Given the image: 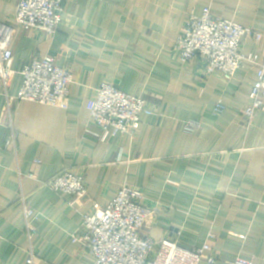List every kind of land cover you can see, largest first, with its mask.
<instances>
[{"label": "crops", "instance_id": "crops-1", "mask_svg": "<svg viewBox=\"0 0 264 264\" xmlns=\"http://www.w3.org/2000/svg\"><path fill=\"white\" fill-rule=\"evenodd\" d=\"M18 0H0V22L15 25ZM264 32V0H64L52 35L17 26L14 76L33 57L53 56L72 70L65 106L16 103V149L5 148L0 121V264H93L79 241L83 215L106 206L126 185L145 193L158 214L147 233L176 239L186 248L207 243L223 264L264 260V111L249 120L257 67L246 64L231 80L207 73L202 60L183 64L176 43L191 13L205 9ZM264 56V39L244 43ZM110 80L140 94L153 112L133 135L105 141L86 133L95 91ZM5 102L0 81V115ZM226 110L215 114L217 103ZM195 121L193 133L185 125ZM66 168L85 173L87 194L79 209L72 196L42 184ZM36 214L28 238L21 197ZM146 232V231H145ZM206 264V263H202Z\"/></svg>", "mask_w": 264, "mask_h": 264}, {"label": "built area", "instance_id": "built-area-1", "mask_svg": "<svg viewBox=\"0 0 264 264\" xmlns=\"http://www.w3.org/2000/svg\"><path fill=\"white\" fill-rule=\"evenodd\" d=\"M64 0H18L15 25L0 22V81L4 86L5 102L0 121L8 128L5 148L16 149L18 131L13 122L16 103L32 101L53 106H65L74 82L72 70L57 64L53 56L30 59L23 67V81L19 92L12 95L9 85L14 76L12 44L17 26L38 29L47 35L57 30L61 21ZM264 39V32L254 30L232 20L214 15L205 9L202 15L191 13L176 43L183 64L202 60L207 73L219 72L231 80L238 70L252 63L257 67V80L251 88V103L242 114L251 120L257 110L264 111V56L246 54L244 43ZM226 110L222 102L216 104L214 113ZM146 100L140 94L122 91L110 80L102 82L95 91L86 133L105 141L119 134H135L142 118L152 115ZM199 123L190 121L185 131L193 133ZM42 184L59 193L72 196L71 205L80 204L87 194L85 173L77 168H66ZM145 193L132 186H123L106 206L98 203L91 213L83 215L79 241L93 256V264H223L212 246L186 248L176 239H154L147 233L149 223L158 214L157 208L146 204ZM24 207L25 228L28 238L36 234L35 211L21 197ZM146 231V232H145ZM28 262L39 264L40 259L31 250ZM233 264H254L237 259ZM261 264H264V260Z\"/></svg>", "mask_w": 264, "mask_h": 264}]
</instances>
